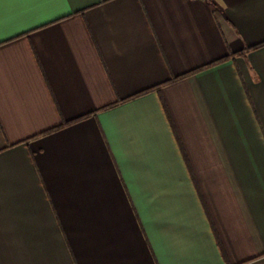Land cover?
<instances>
[{
  "label": "crops",
  "instance_id": "crops-1",
  "mask_svg": "<svg viewBox=\"0 0 264 264\" xmlns=\"http://www.w3.org/2000/svg\"><path fill=\"white\" fill-rule=\"evenodd\" d=\"M0 264H264V0H0Z\"/></svg>",
  "mask_w": 264,
  "mask_h": 264
},
{
  "label": "trees",
  "instance_id": "trees-1",
  "mask_svg": "<svg viewBox=\"0 0 264 264\" xmlns=\"http://www.w3.org/2000/svg\"><path fill=\"white\" fill-rule=\"evenodd\" d=\"M260 45H263V43H262V44H259V45H256V46L246 47V48H244V49H242V50H240V51H238V52H236V53H232V54L228 55V56H227L226 58H224V59H227L228 57H230V56H234V55H245V53H247V52L250 51L251 49L257 48V47L260 46ZM224 59L216 60V61L210 63V65L215 64V63H219V62L223 61ZM192 72H193V71H191V72H189V73H186V74H183V75H180V76H176V77L172 78V79L170 80V82H171V81H175V80H177V79H179V78H182V77H184V76H186V75H188V74H191ZM167 83H168V82H167ZM77 120H78V119H74V120H71V121L64 122L62 125H60V126H58V127H56V128H53V129L49 130L48 132L53 131V130H55V129H59V128L65 126V125H68V124H70V123H72V122H75V121H77Z\"/></svg>",
  "mask_w": 264,
  "mask_h": 264
}]
</instances>
